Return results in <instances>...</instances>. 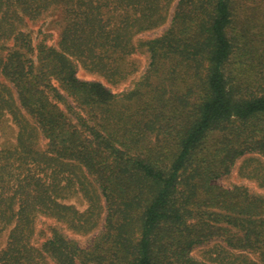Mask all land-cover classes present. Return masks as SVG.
<instances>
[{"label": "trees", "instance_id": "16d2710c", "mask_svg": "<svg viewBox=\"0 0 264 264\" xmlns=\"http://www.w3.org/2000/svg\"><path fill=\"white\" fill-rule=\"evenodd\" d=\"M238 3L179 0L166 32L146 42L147 74L116 93L81 79L78 69L87 53L102 54L106 62L83 66L119 74L117 61L127 55V41L115 33L121 21L75 13L60 47L34 45L26 19H38L50 2L0 0V116L8 112L19 127L17 147H0V232L11 228L0 264H206L190 252L217 236L264 264V195L214 183L240 156H264V46L253 51L258 66L247 78L229 75ZM205 61L208 74L192 103L181 68ZM74 169L88 184L85 194L94 182L105 201L103 231L89 247L57 226L37 229L40 214L71 216L57 188Z\"/></svg>", "mask_w": 264, "mask_h": 264}, {"label": "rangeland", "instance_id": "374dc122", "mask_svg": "<svg viewBox=\"0 0 264 264\" xmlns=\"http://www.w3.org/2000/svg\"><path fill=\"white\" fill-rule=\"evenodd\" d=\"M50 6L36 20L26 19L25 30L31 33L34 45L44 42L54 47H60L64 30L69 24L77 21L75 13L83 11H100L103 17L110 22H120L119 29L115 30L119 42L124 41L126 56L117 61L119 74L111 75L108 72H97L86 69L83 63L100 61L106 62L103 55L87 53V57L80 61L78 76L81 79L102 82L116 93L131 90L136 82L149 71L152 61V52L146 46V42L160 37L169 28L177 3L179 0H48ZM238 8L234 23L229 29V36L237 47L233 63L229 69L231 80L243 81L247 75V69L258 66L253 55L256 46H264V0H237ZM88 34L99 29L97 25L92 27ZM87 29V28H86ZM124 37V38H123ZM122 43V42H121ZM87 48L92 45L90 40L84 41ZM88 44V45H87ZM124 44V43H123ZM94 46H97L94 45ZM96 49V48H93ZM165 63V61H164ZM208 62L191 63L181 68V88L191 86V102L195 101L198 90L197 84L201 77H207ZM154 75L152 77H160ZM247 78V77H245ZM186 84V85H185ZM8 86V84H7ZM9 88L10 85L8 86ZM252 95H259L261 89L251 88ZM12 90V89H11ZM264 92V91H263ZM254 93V94H253ZM235 122L227 123L225 129H230ZM224 129V130H225ZM19 127L13 116L5 112L0 116V147L3 151L14 150L18 145ZM219 133L210 136L209 148H217ZM39 146L45 147V141L40 139ZM73 171V170H72ZM68 178L61 181L57 188L58 201L71 207V216L49 217L39 215L37 219L38 231L46 229L48 225H54L71 240H75L82 247H89L96 237L103 231L106 217L105 201L101 196L98 186L93 182L90 188V196L85 194L83 188L88 187L84 175L74 169ZM74 174V175H73ZM189 172L183 175L182 183L189 185ZM223 188L242 186L251 193L264 195V156L258 153H247L237 158L230 172L221 174L214 181ZM92 197V198H91ZM91 198V202L88 200ZM84 225V227H83ZM11 228L0 232V250L5 248L8 242ZM198 262L206 264H261L258 257L243 249L230 247L224 237H214L211 240L192 248L190 252ZM47 264H57L51 259Z\"/></svg>", "mask_w": 264, "mask_h": 264}]
</instances>
